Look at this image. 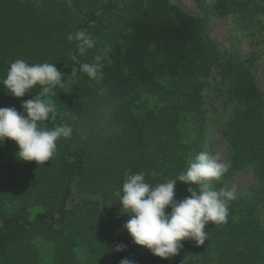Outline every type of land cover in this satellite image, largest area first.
<instances>
[{
    "label": "trees",
    "instance_id": "obj_1",
    "mask_svg": "<svg viewBox=\"0 0 264 264\" xmlns=\"http://www.w3.org/2000/svg\"><path fill=\"white\" fill-rule=\"evenodd\" d=\"M195 1L203 17L171 0H0V108L22 112L23 102L39 92L7 93L2 80L11 62L55 63L66 86L56 89L57 110L42 126L67 123L74 130L44 165L0 163V264H120L124 258L135 264H264V190L258 198L237 196L226 223L206 226L203 245L182 241L167 260L134 245L123 230L129 217L115 193L125 173L143 171L152 186L176 179L223 114L230 167L221 184L254 165L264 187L257 54L238 59L223 53L206 28L213 16H234L239 30L261 43L264 0ZM77 30L97 40L86 56L66 39ZM109 43L104 80L89 81L79 66ZM209 88L216 98L211 106ZM143 94L159 105L138 113ZM187 118L195 133L189 144L182 131ZM7 149L19 150L6 140L1 159ZM187 187L177 182L174 199L189 196ZM42 243L53 245L51 254ZM118 244L126 250L115 252Z\"/></svg>",
    "mask_w": 264,
    "mask_h": 264
},
{
    "label": "clouds",
    "instance_id": "obj_2",
    "mask_svg": "<svg viewBox=\"0 0 264 264\" xmlns=\"http://www.w3.org/2000/svg\"><path fill=\"white\" fill-rule=\"evenodd\" d=\"M66 39L75 42L81 56H86L97 46V40L86 30L70 32ZM111 51V43L105 44L91 62L79 66V71L89 81L102 82L105 61ZM2 84L7 93L16 98L39 88L34 99L23 102L22 112L15 108H0V145L6 140L14 141L19 149L17 160L44 165L56 154L57 142L73 135V127L67 123L51 129L42 126V122L48 121L56 112V104L51 98L57 96V88L66 86V78L55 63L29 64L24 59H17L10 63ZM228 171L219 154L202 151L188 160L186 169L176 179L155 186L146 182L143 171L136 174L126 172L122 190L115 193L122 206L121 214L129 217L123 230L127 231L134 245L164 260L179 253L182 241L203 245L207 239L206 226L226 223L230 204L237 199L236 187H215V182ZM177 182L188 186L190 195L182 200L174 199ZM169 208L171 211L166 212ZM126 247L118 244L114 251L118 253ZM120 264L135 262L124 258Z\"/></svg>",
    "mask_w": 264,
    "mask_h": 264
},
{
    "label": "rangeland",
    "instance_id": "obj_3",
    "mask_svg": "<svg viewBox=\"0 0 264 264\" xmlns=\"http://www.w3.org/2000/svg\"><path fill=\"white\" fill-rule=\"evenodd\" d=\"M41 1V0H36ZM208 4H212L214 0H205ZM174 4L181 7L185 12L195 17H203L198 8L195 0H171ZM206 28L212 39L219 45L223 53L234 55L238 59H244L252 54H257L254 59V76L258 82L260 90L264 93V41L257 43L256 40L251 37L247 32H242L238 28L237 19L234 16H227L224 18L213 16L206 21ZM102 50V49H101ZM100 50V51H101ZM109 57V56H108ZM212 88L206 91L207 100H213L212 104L216 103L215 95L212 93ZM136 105L141 106L138 113L146 112L150 109H155L159 103L147 95H142ZM183 123L182 131L185 142L190 143L194 139L195 133L193 132V122L187 118ZM226 124V115H222L220 120L214 122L209 128L206 142L203 145L202 151H209L217 153L222 158L226 166L230 167L229 151L226 145V141L223 136L224 128ZM96 147L92 151V158L96 159L97 151ZM101 150L99 151V153ZM17 150L7 149L3 153V159L0 157L1 164H11L14 166L17 163L16 158ZM19 161V160H18ZM220 181L215 182V187L220 188H232L236 187L237 196L247 198H258L261 196L264 190L263 185L260 183V179L257 177L254 165L248 166L233 179L225 184H221ZM262 204V203H260ZM264 205V204H262ZM44 252L51 254L53 245L49 246L42 243Z\"/></svg>",
    "mask_w": 264,
    "mask_h": 264
}]
</instances>
